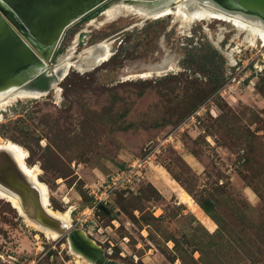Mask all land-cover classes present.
<instances>
[{
	"label": "rangeland",
	"instance_id": "rangeland-1",
	"mask_svg": "<svg viewBox=\"0 0 264 264\" xmlns=\"http://www.w3.org/2000/svg\"><path fill=\"white\" fill-rule=\"evenodd\" d=\"M100 9L65 31L52 64L76 36L72 62L108 39L109 60L6 107L0 142L25 150L49 208L107 260L264 264V47L228 55L233 32L218 41L216 22L87 27ZM33 226L0 199V264H91Z\"/></svg>",
	"mask_w": 264,
	"mask_h": 264
},
{
	"label": "water",
	"instance_id": "water-1",
	"mask_svg": "<svg viewBox=\"0 0 264 264\" xmlns=\"http://www.w3.org/2000/svg\"><path fill=\"white\" fill-rule=\"evenodd\" d=\"M109 1L0 0V92L26 85L47 93L53 83L57 85L55 77L47 76L46 72L51 75L52 62L65 31ZM156 1L139 0L144 7ZM195 3L199 7L211 4L236 11L264 23V0H195ZM0 193L16 198L22 215L38 228L65 239L72 235L71 228L45 212L36 187L18 167L13 153L3 148H0ZM95 256L97 261L101 257L98 253Z\"/></svg>",
	"mask_w": 264,
	"mask_h": 264
},
{
	"label": "bare ground",
	"instance_id": "bare-ground-1",
	"mask_svg": "<svg viewBox=\"0 0 264 264\" xmlns=\"http://www.w3.org/2000/svg\"><path fill=\"white\" fill-rule=\"evenodd\" d=\"M129 1L138 3H127ZM195 4V0H158L154 4L144 7L141 5L139 0H114V2L111 0L99 11V22L96 23L97 21L90 19L86 26L96 29V27H103L105 24L115 22L119 18H126L129 16L137 18L140 24L144 20L157 21L170 18L169 20L174 24V26H177V30L180 34H182L183 32H187L188 28L195 23L216 22L219 27L222 25V30L218 34V41H222L226 33L233 32L232 38L229 42L235 43L236 48L231 50L228 55L231 56L234 52H237V49L241 46L256 47L259 42L261 43L260 46L264 47V23L236 11H228L221 8L219 9L211 4L206 7L195 6ZM94 23H96V26L93 25ZM226 23L231 24L232 26H229V31L225 29V27H228ZM76 39L77 36L73 39L71 46L66 51V54L61 56L58 62L53 65L50 70L51 75H48L46 72L47 76L53 75L57 83H59L67 75V72L70 69H74L80 74L89 72L95 67L108 61L111 57V42H109L108 39L84 49L77 56L76 59L78 60L72 62V58L74 57L73 54L75 53L74 49ZM262 59L264 61V54H262ZM167 67H169L168 63L165 64L164 68L156 69L152 72H142L137 75V78L145 79L152 76H161L163 74L162 71H165ZM54 86L55 84L53 83L50 86V90H53ZM47 93H43L42 90L30 88L26 85L20 88H10L6 91H2L0 92V112H4L6 107L10 106L17 100L37 99ZM0 148L13 153L14 161L23 173L28 176L30 182L33 183L39 192L41 205L44 207L45 212L51 217L60 220L66 227H68L70 225L69 212H56L49 208L47 188L37 179L39 170L36 167H27L25 165L26 163H24L26 158V154L24 152L25 150L23 151L19 146L11 142H0ZM0 199L8 202L10 206L19 214V216L25 220L29 226L31 225V227L34 228V224L25 219L22 215V211L20 210L19 203L16 198L0 193ZM69 230H72V235L68 234L66 240L70 244L69 247L71 246L70 249L74 252V254L76 253L78 256L82 257L85 261L91 264H113L112 261L104 259V255L101 254L103 251L95 244L94 241L89 239L83 231L80 229ZM39 231L43 232L47 236H50L52 239L57 237L55 234L49 233L43 229H40ZM96 253L101 256H99L100 259L98 261V257L95 256Z\"/></svg>",
	"mask_w": 264,
	"mask_h": 264
},
{
	"label": "trees",
	"instance_id": "trees-1",
	"mask_svg": "<svg viewBox=\"0 0 264 264\" xmlns=\"http://www.w3.org/2000/svg\"><path fill=\"white\" fill-rule=\"evenodd\" d=\"M105 6H106V5H104V7H105ZM102 8H103V7H101V9H102ZM101 9H100V10H101ZM100 10H99V11H100ZM99 11H98V13H99ZM96 12H97V11H96ZM88 16H89V15H88ZM88 16L84 17L83 19H84V20L87 19ZM202 209H203L204 211H208V208H207L205 205L202 206Z\"/></svg>",
	"mask_w": 264,
	"mask_h": 264
},
{
	"label": "built area",
	"instance_id": "built-area-1",
	"mask_svg": "<svg viewBox=\"0 0 264 264\" xmlns=\"http://www.w3.org/2000/svg\"><path fill=\"white\" fill-rule=\"evenodd\" d=\"M61 202L64 204L65 203L64 199H62Z\"/></svg>",
	"mask_w": 264,
	"mask_h": 264
}]
</instances>
